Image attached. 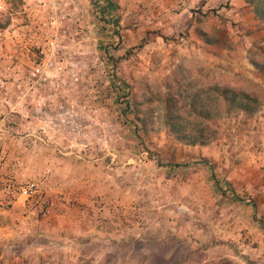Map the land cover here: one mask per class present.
I'll use <instances>...</instances> for the list:
<instances>
[{
	"label": "rangeland",
	"instance_id": "374dc122",
	"mask_svg": "<svg viewBox=\"0 0 264 264\" xmlns=\"http://www.w3.org/2000/svg\"><path fill=\"white\" fill-rule=\"evenodd\" d=\"M226 87L256 94L257 111L227 110ZM172 122L212 137L192 143ZM29 181L40 193L19 201L24 216L45 217L75 184L84 205L108 208L111 264H264L254 3L0 0V215L15 202L8 188ZM22 236L0 241V264H44Z\"/></svg>",
	"mask_w": 264,
	"mask_h": 264
},
{
	"label": "crops",
	"instance_id": "0c3cea01",
	"mask_svg": "<svg viewBox=\"0 0 264 264\" xmlns=\"http://www.w3.org/2000/svg\"><path fill=\"white\" fill-rule=\"evenodd\" d=\"M75 185L71 186L72 191L67 192L65 202L51 197V207L45 217L24 216L25 208L22 209V204L15 201L7 211L8 216L0 215V223H8L6 227L0 225V241L9 236L21 239L22 234L27 233V244L44 264H88L89 261L92 264H111L109 253L115 249L116 219L106 206L100 212L99 206L91 200L84 205L74 192ZM5 199L4 191H0V203ZM9 222L14 231L5 230L11 226ZM93 243H100V247L93 248L89 254L88 248ZM208 262V256L199 263L196 261L197 264Z\"/></svg>",
	"mask_w": 264,
	"mask_h": 264
},
{
	"label": "trees",
	"instance_id": "16d2710c",
	"mask_svg": "<svg viewBox=\"0 0 264 264\" xmlns=\"http://www.w3.org/2000/svg\"><path fill=\"white\" fill-rule=\"evenodd\" d=\"M254 3L257 14L264 18V0H249ZM121 87H126L129 91L130 86L125 81L115 77ZM227 110L242 111L247 115H252L257 111L259 105L258 96L254 93L226 87L222 90ZM172 129L178 135L187 137L192 143H207L212 135L206 132L205 128H195L189 125H182L180 122H172ZM204 162V161H203Z\"/></svg>",
	"mask_w": 264,
	"mask_h": 264
},
{
	"label": "built area",
	"instance_id": "2783aa9c",
	"mask_svg": "<svg viewBox=\"0 0 264 264\" xmlns=\"http://www.w3.org/2000/svg\"><path fill=\"white\" fill-rule=\"evenodd\" d=\"M12 192L14 201H22L25 206L34 203L35 198L40 193L38 184L35 181H29L20 187L10 186L8 188ZM48 209L43 210L44 215L47 214Z\"/></svg>",
	"mask_w": 264,
	"mask_h": 264
}]
</instances>
